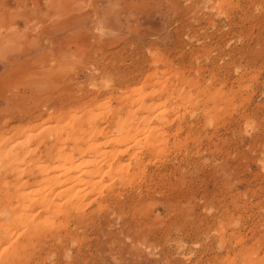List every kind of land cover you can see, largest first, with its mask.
<instances>
[{
  "label": "rangeland",
  "instance_id": "374dc122",
  "mask_svg": "<svg viewBox=\"0 0 264 264\" xmlns=\"http://www.w3.org/2000/svg\"><path fill=\"white\" fill-rule=\"evenodd\" d=\"M85 127L124 168L0 263L264 264V0H0V158L37 136L0 197L37 188L35 156Z\"/></svg>",
  "mask_w": 264,
  "mask_h": 264
},
{
  "label": "bare ground",
  "instance_id": "6f19581e",
  "mask_svg": "<svg viewBox=\"0 0 264 264\" xmlns=\"http://www.w3.org/2000/svg\"><path fill=\"white\" fill-rule=\"evenodd\" d=\"M161 84V83H160ZM132 92V91H131ZM153 92V91H152ZM133 94V93H132ZM128 100V99H127ZM130 104L132 105V102L129 101ZM126 103V102H125ZM124 103V104H125ZM124 107V106H123ZM121 107V108H123ZM126 107V106H125ZM127 110V109H126ZM130 110V109H129ZM123 112V111H122ZM134 113L136 111H133ZM127 113H128V110H127ZM126 113V114H127ZM131 113V111L129 112ZM137 114V113H136ZM120 115V114H119ZM58 116V115H57ZM130 116V115H129ZM133 116V119H134V115ZM131 116V117H132ZM139 116V115H138ZM51 117V116H50ZM53 117V116H52ZM51 120V118H49ZM53 119V118H52ZM59 119V118H58ZM61 119V118H60ZM63 119V117H62ZM130 119V118H129ZM132 119V118H131ZM139 119V118H138ZM146 118L143 117L140 122H139V125L143 123V121L145 120ZM90 120V119H89ZM97 120V119H96ZM57 121V120H56ZM63 121V120H62ZM132 121V120H131ZM135 121V120H133ZM137 121V119H136ZM47 122V121H46ZM52 122V121H51ZM59 122V120L55 123V120H54V123L55 125H57V123ZM73 121L70 120L66 123H72ZM110 122V121H108ZM65 123V125H66ZM115 123V122H114ZM113 123V124H114ZM73 124V123H72ZM70 124V125H72ZM79 124V123H78ZM82 124V123H80ZM85 124L87 127H89L90 124H86V123H83ZM94 124H99L98 123H94ZM54 125V126H55ZM84 125V126H85ZM49 127H51L50 125H47ZM46 126V127H47ZM54 126H52V128H54ZM58 126V125H57ZM73 126V125H72ZM71 126V127H72ZM83 126V127H84ZM95 126V125H94ZM94 126L92 127L94 129ZM64 127H67V126H64ZM63 127V128H64ZM78 127V126H77ZM81 127V126H80ZM99 127V126H98ZM52 128H49V129H52ZM61 128V127H60ZM115 129H118V131H121L122 129V123H118L115 127ZM67 129V128H66ZM64 128V130H66ZM85 130H82V129H78V128H75V129H72V132H69L70 133V137L66 139V143L63 142V144L65 143L64 146H60L58 143V145L53 149H56V153L54 151V153L52 152H49V149H52L53 147V144L52 147H50L48 149V153L52 156H50L46 161L44 160L46 157H44L43 160H39L36 156L35 158L37 159H33V167H34V172H35V169L38 170L40 172V175L43 173L45 174L46 176L42 179V180H38L39 181V186L37 185L36 187L37 188H34V189H31L29 190L27 193H25V195H22L24 196L23 198L20 197V199L17 200V202H14V198L13 197H19V195L17 193H13L12 196L11 195H6L3 197V195L0 197L1 198V202L3 203L2 208L0 209V246L5 243V245L0 248V258H2V256L4 257L5 262L7 261V259L10 260V255H13L15 257L18 256H26L25 253H23V255H18V253L20 252L21 249H24L26 247H28L31 242H32V236H35V234L37 232H39V224H41L38 220L39 216H41L42 214H45L47 218V216H50L52 215V218L53 216H57L62 210L64 209H71V208H74V209H79L82 207V203L83 198L81 199H75L77 198V196L79 195V193H82V196L84 195V191L82 190L83 187H89V185H92V184H95L93 183V180H95L96 178H98L100 176V174L105 171H112L113 173L114 170H119L120 171V168H122V164L120 163H116L115 165L112 164V163H108L106 164V159L108 158H112L111 155L112 153L114 152L113 148H111L110 150H105L103 149V146L104 144H102V142H99V143H96L94 141L87 143V140H91L92 139V133L91 135L89 136L88 133L86 132V127L83 128ZM89 129V128H88ZM87 129V130H88ZM58 130V129H57ZM92 130V129H91ZM90 130V131H91ZM55 134H56V131H54ZM59 132V131H58ZM65 132V131H64ZM67 132V133H68ZM78 132V133H77ZM128 132V129L125 130V131H121L120 133H118L117 135H115L112 139H109L108 142H106L107 144H111V145H116V144H121L123 139H124V134ZM63 133V132H62ZM62 133H59V134H62ZM72 133V134H71ZM90 133V132H89ZM102 134L101 131L99 130H94L93 132V136L96 135V134ZM32 134V133H31ZM31 134L29 133H20V138L19 140L15 143L16 145L14 147H12V149L6 151L5 153V156L4 157H1L0 158V163L3 164L4 163V166L1 168L5 170V174H7L6 172V169L5 168H11L13 170V165L18 162L20 160V150L22 149L23 150V153L25 152L26 154H32L34 153V150H30L29 148V151H27V149H25V145L24 144H29L27 142L30 141V139L33 137H37L35 135L31 136ZM87 134V135H86ZM106 134V133H104ZM127 135V134H126ZM35 136V137H34ZM55 136V135H54ZM69 136V134L67 135ZM86 136H89L88 139ZM18 137V136H17ZM16 137V138H17ZM31 137V138H30ZM130 137V136H129ZM127 137V138H129ZM1 138V137H0ZM32 138V139H33ZM57 138H60L57 137ZM96 137H94L95 139ZM31 139V140H32ZM9 140H5L4 142H7ZM46 141V140H44ZM58 141V140H57ZM62 141V140H61ZM70 141V144L68 142ZM110 141V142H109ZM47 142V141H46ZM46 142H42V143H45ZM56 143V142H55ZM62 144V142H61ZM69 144V145H68ZM40 145V144H39ZM50 145V146H51ZM20 149H17V147H21ZM27 146V145H26ZM38 146V145H37ZM44 146V145H43ZM46 147H49V145H47ZM39 148V146H38ZM42 150V149H41ZM46 149H44V152ZM127 150V149H125ZM124 150V151H125ZM53 151V150H52ZM123 151V150H122ZM40 152V151H39ZM38 153V152H37ZM47 153V152H46ZM47 153V155H48ZM28 154V155H29ZM42 154L44 155V153L42 152ZM24 155V154H23ZM22 155V156H23ZM34 155V154H33ZM46 155V154H45ZM46 155V156H47ZM26 156V155H25ZM39 156V155H38ZM42 156V155H40ZM29 157V156H28ZM34 157V156H33ZM6 158V159H5ZM42 158V157H40ZM26 159V158H25ZM31 159V158H30ZM28 159H26V163ZM25 161V160H24ZM30 161V160H29ZM32 161H30L29 164H31ZM19 164V163H18ZM16 164V165H18ZM52 164V165H51ZM24 165V164H23ZM28 166V165H27ZM27 166L25 165V167L27 168ZM105 167L107 166V169L103 171L102 167ZM23 167V166H22ZM32 166H30L31 168ZM15 168V167H14ZM28 168V169H30ZM124 168V167H123ZM127 168V167H126ZM125 168V169H126ZM20 169V168H19ZM25 169V168H24ZM27 169V170H28ZM3 170V172H4ZM17 170V169H16ZM2 171V170H1ZM22 171V168L21 170L19 171L20 174ZM29 171V170H28ZM28 171H26L28 173ZM32 171V170H31ZM117 171V172H119ZM129 171V170H128ZM127 171V172H128ZM12 172H16L15 170H13ZM24 172V171H22ZM108 172V173H109ZM111 172V173H112ZM126 172V171H125ZM29 173L31 174L32 172L29 171ZM35 173H38L37 171ZM103 173L101 175H103ZM1 174V173H0ZM3 174V173H2ZM19 174V173H18ZM118 174V173H117ZM120 174V173H119ZM15 175V174H14ZM21 176V175H19ZM31 176V175H30ZM88 176V177H86ZM109 176V175H108ZM114 177V175H112ZM1 177V175H0ZM35 177V176H34ZM43 177V176H42ZM101 177V176H100ZM103 177V176H102ZM111 177V176H110ZM104 178V177H103ZM117 178H120L117 177ZM116 178V179H117ZM99 179V178H98ZM97 179V180H98ZM102 179V178H101ZM25 181V180H24ZM37 182V180H36ZM95 182V181H94ZM101 182V181H100ZM23 184L26 182H22ZM83 183V186L82 185V188L81 186L79 187V190L81 189L82 191L79 192V193H72L73 195H71L70 197L67 196L68 195V191L71 189L72 191V188L78 184H81ZM28 184V183H27ZM38 184V182L36 183ZM6 185V184H5ZM16 185V184H14ZM22 185V184H20ZM97 185V183H96ZM9 186V185H7ZM93 186V185H92ZM4 187V185L2 186ZM99 187V186H97ZM103 187V186H102ZM77 188V186H76ZM74 188V189H76ZM86 188V190L88 189ZM92 188V187H91ZM94 188V187H93ZM92 188V189H93ZM9 189V188H8ZM96 189V188H95ZM94 189V190H95ZM77 192H78V189H76ZM75 190V191H76ZM90 191H92L91 189H89ZM89 190L85 191L86 193L87 192H90ZM98 190V188H97ZM74 191V192H75ZM2 192V191H0ZM14 192V191H13ZM98 192V191H97ZM3 193V192H2ZM85 193V194H86ZM92 193V192H91ZM99 193V192H98ZM7 194H10V193H7ZM89 194V193H88ZM95 194V193H93ZM91 195V194H90ZM113 195V194H112ZM10 196V197H9ZM3 197V198H2ZM87 197V196H86ZM91 197V196H90ZM95 197V196H94ZM104 197V196H103ZM107 197V196H106ZM109 197V196H108ZM115 197V196H114ZM113 197V198H114ZM57 198L59 200V198H61V202L57 201ZM93 199V195L91 197ZM89 198V199H91ZM88 199V198H87ZM97 199V198H96ZM100 199V197H99ZM103 199V198H102ZM107 200V199H106ZM16 201V200H15ZM86 201V200H85ZM95 201V199H94ZM98 201V200H97ZM86 202H90V201H86ZM88 204V203H87ZM90 204V203H89ZM86 205V204H85ZM0 206V207H1ZM90 206V205H89ZM85 207V206H84ZM83 207V208H84ZM85 211V209H83ZM82 210V211H83ZM76 211V210H75ZM67 211H65L66 213ZM70 212V211H68ZM73 212V211H72ZM71 212V214H72ZM64 212L62 211V214ZM76 213H79V212H76ZM68 214V213H67ZM69 214V215H71ZM75 214V213H74ZM87 214V213H86ZM85 214V215H86ZM90 214V213H89ZM68 215V216H69ZM64 216V215H62ZM61 216V217H62ZM67 216V218H68ZM51 217V216H50ZM74 217V216H73ZM76 217V216H75ZM92 217V216H91ZM56 218V217H55ZM59 218V217H58ZM66 218V219H67ZM89 218V217H88ZM43 217L41 218V220L43 221ZM57 219V218H56ZM55 219V220H56ZM72 219V218H71ZM78 219V218H77ZM83 219V218H81ZM85 219V218H84ZM45 224L47 225V222L44 221ZM64 222V221H63ZM73 222V221H72ZM75 222V220H74ZM77 222V221H76ZM82 222V220H81ZM60 224V221L58 222ZM62 223V222H61ZM78 223V222H77ZM44 224V225H45ZM54 224V223H53ZM57 224V222L55 223ZM54 224V225H55ZM63 224V223H62ZM45 225V226H46ZM70 225V224H69ZM75 225V224H74ZM127 226V225H126ZM130 226V225H129ZM64 227V226H63ZM67 227V226H66ZM64 227V228H66ZM52 228V226H51ZM54 228V227H53ZM79 229V228H78ZM65 230V229H64ZM62 230V231H64ZM68 230V228H67ZM66 230V234L71 231V229H69L68 231ZM74 230V229H73ZM46 231V230H45ZM51 231V230H50ZM56 231V230H55ZM57 232V231H56ZM73 231H71L70 233H72ZM48 233V231H47ZM50 233V232H49ZM63 233V232H62ZM40 234V233H39ZM52 234V233H51ZM50 234V235H51ZM56 234V233H55ZM55 234H52L55 236ZM69 234V233H68ZM37 236L38 233L36 234ZM41 235V234H40ZM44 235V233H43ZM51 235V236H52ZM64 235V234H63ZM36 236V237H37ZM42 236V235H41ZM40 236V238H41ZM53 236V237H54ZM65 236V235H64ZM43 237V236H42ZM59 237V236H57ZM66 237V236H65ZM70 237V236H69ZM34 238V237H33ZM38 238V237H37ZM46 238V237H45ZM21 239H25V241H21ZM60 239V238H58ZM36 239L33 240V242L35 241ZM43 240V238H42ZM39 241V240H38ZM46 241V239H45ZM54 241V240H53ZM61 241V240H60ZM63 241V240H62ZM37 242V241H36ZM35 243V242H34ZM45 243V242H44ZM57 243V241H56ZM61 243V242H59ZM39 244V242H38ZM58 244V243H57ZM56 244V245H57ZM43 245V244H42ZM48 245V244H47ZM59 245V244H58ZM32 246H33V243H32ZM35 246V245H34ZM67 246V245H66ZM31 247V246H30ZM37 247V246H35ZM34 247V249H35ZM39 247V246H38ZM37 247V248H38ZM31 249V248H30ZM29 249V250H30ZM41 249V247H40ZM42 249H46L45 247L42 248ZM53 249V248H52ZM58 249V248H57ZM63 249V248H62ZM32 250H33V247H32ZM36 250V249H35ZM47 250V249H46ZM49 250V249H48ZM112 250V249H111ZM39 251V250H38ZM58 251H60L58 249ZM65 250H63L64 252ZM69 251V250H68ZM67 251V252H68ZM23 252V251H21ZM28 251L26 250V253ZM33 252V251H32ZM41 252V251H40ZM52 252V251H51ZM61 252V251H60ZM37 253V252H36ZM48 253V251H47ZM57 253V251H56ZM65 253V252H64ZM29 254V252H28ZM33 254V253H32ZM38 254V253H37ZM46 255V254H45ZM12 256V258H13ZM30 256V255H29ZM42 256V255H41ZM40 256V257H41ZM50 256V255H49ZM112 256V255H110ZM28 257V256H26ZM16 258V257H15ZM14 258V259H15ZM14 259H12L13 261H15ZM18 260V258H16ZM26 259V258H25ZM36 259V258H35ZM8 260V261H9ZM20 260V259H19ZM21 261V260H20ZM19 261V262H20ZM28 261V260H27ZM31 261V260H30ZM18 262V261H15V263ZM18 262V264H19ZM33 262V261H32ZM8 263V262H7ZM7 263H3V264H7ZM2 264V262L0 263ZM9 264H10V261H9ZM22 264V263H21ZM24 264V263H23ZM30 264V263H29Z\"/></svg>",
  "mask_w": 264,
  "mask_h": 264
}]
</instances>
